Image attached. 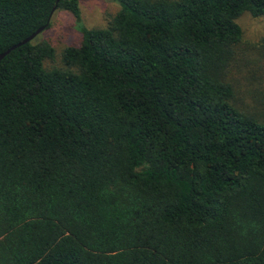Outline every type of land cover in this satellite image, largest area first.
Instances as JSON below:
<instances>
[{"label":"trees","instance_id":"16d2710c","mask_svg":"<svg viewBox=\"0 0 264 264\" xmlns=\"http://www.w3.org/2000/svg\"><path fill=\"white\" fill-rule=\"evenodd\" d=\"M116 1L89 28L0 0V53L55 10L81 34L0 60V264H264V103L233 76L264 0Z\"/></svg>","mask_w":264,"mask_h":264},{"label":"rangeland","instance_id":"374dc122","mask_svg":"<svg viewBox=\"0 0 264 264\" xmlns=\"http://www.w3.org/2000/svg\"><path fill=\"white\" fill-rule=\"evenodd\" d=\"M81 17L89 28L105 26L108 20L118 11L116 0H78ZM237 23L242 29L240 44L244 53L239 66L234 69L233 76L236 86V97L239 104L264 103V15L254 17L248 12H243ZM38 39L45 38L54 48L53 59L44 62L45 67L62 66L61 52L69 45H77L81 34L74 25L72 14L66 10H55L50 26L37 35Z\"/></svg>","mask_w":264,"mask_h":264},{"label":"water","instance_id":"95a60500","mask_svg":"<svg viewBox=\"0 0 264 264\" xmlns=\"http://www.w3.org/2000/svg\"><path fill=\"white\" fill-rule=\"evenodd\" d=\"M55 10V7L53 8V11ZM44 30V27H40L38 28L35 32H33L32 34H30L29 36H27L26 38H24L22 41L12 45L11 47H9L8 49H6L5 51L0 53V60L6 55L8 54L12 49L16 48L17 46H20L22 44H25L29 41H31L32 39H34L40 32H42Z\"/></svg>","mask_w":264,"mask_h":264}]
</instances>
